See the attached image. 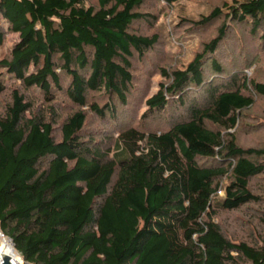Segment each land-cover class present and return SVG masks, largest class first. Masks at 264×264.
<instances>
[{
	"label": "trees",
	"instance_id": "16d2710c",
	"mask_svg": "<svg viewBox=\"0 0 264 264\" xmlns=\"http://www.w3.org/2000/svg\"><path fill=\"white\" fill-rule=\"evenodd\" d=\"M85 1L0 0V48L6 31L18 36L0 60V93L8 76L45 102L61 96L77 107L56 138L54 114L11 90L0 114L2 235L25 264H264V241L232 240L213 220L214 208L264 205L249 187L264 176V141L242 147L232 132L264 83L243 74L218 80L222 67L211 57L227 19L249 21L264 40V0L225 6L217 35L184 69L159 68L165 82L142 115L156 130L125 123L133 62L158 41L130 30L146 18L137 11L146 0ZM221 15L215 7L196 24ZM85 107L114 126L111 146L84 138Z\"/></svg>",
	"mask_w": 264,
	"mask_h": 264
},
{
	"label": "rangeland",
	"instance_id": "374dc122",
	"mask_svg": "<svg viewBox=\"0 0 264 264\" xmlns=\"http://www.w3.org/2000/svg\"><path fill=\"white\" fill-rule=\"evenodd\" d=\"M237 1L239 0H177L172 4H167L164 0H146L137 9L139 13L147 16L144 20L134 21L130 28L131 32L143 36L157 35L158 41L150 51L146 52L143 60L139 63L133 62L134 95L129 98V117L125 120L126 124H137L146 130L161 128L159 124L142 117L147 109L144 100L156 92L160 82H165L158 71L159 68H165L167 71L184 69L195 55L202 51L203 45L217 35V30L228 13L225 6L234 5ZM85 3L96 6V0H86ZM215 7L222 10L219 18L209 24H196ZM226 24L225 37L211 56L222 67L221 79L218 80H226L232 75L243 74L247 79L264 83L262 30L258 29L255 33H251L249 21H246L244 25H239L227 19ZM4 34L3 45L0 48V60L8 55L10 47L18 40L17 34L7 31ZM3 73L4 70L0 68V74ZM3 78L5 90L0 93V114L10 101L11 90L17 88L24 92L26 98L32 102L34 111H42L49 119H52L51 116L54 114L53 118L56 120L54 133L58 138L59 124L77 107L61 96H56L51 103L45 102L36 91L30 88L23 89L17 81L9 79L8 76ZM93 99L99 105L104 102L103 97L98 93ZM253 99V104L239 113L237 125L232 130L236 142L242 147H257L264 141V95H253ZM82 109L86 113L82 130L84 138L92 137L96 141L105 140V143L111 146V141L116 136L114 126L98 118L86 107ZM224 183L225 180H222V184ZM249 187L255 194L264 196V176L253 178ZM221 194L220 192L217 194L218 199L222 197ZM214 209L216 214L213 220L226 237L257 245L264 241V224L260 219L264 217V205L247 204L233 211ZM0 238L10 243L1 232ZM15 254L20 263L25 264L22 258L17 253Z\"/></svg>",
	"mask_w": 264,
	"mask_h": 264
},
{
	"label": "bare ground",
	"instance_id": "6f19581e",
	"mask_svg": "<svg viewBox=\"0 0 264 264\" xmlns=\"http://www.w3.org/2000/svg\"><path fill=\"white\" fill-rule=\"evenodd\" d=\"M1 254L8 255L9 257H11L12 264H21L20 260L17 258L15 254V251L11 243L0 238V260L2 259Z\"/></svg>",
	"mask_w": 264,
	"mask_h": 264
},
{
	"label": "water",
	"instance_id": "95a60500",
	"mask_svg": "<svg viewBox=\"0 0 264 264\" xmlns=\"http://www.w3.org/2000/svg\"><path fill=\"white\" fill-rule=\"evenodd\" d=\"M2 259L0 260V264H12V260L11 257H9L8 255H3L1 254Z\"/></svg>",
	"mask_w": 264,
	"mask_h": 264
}]
</instances>
